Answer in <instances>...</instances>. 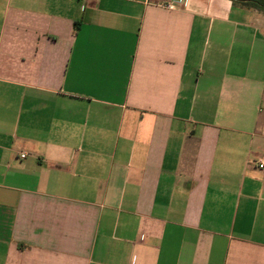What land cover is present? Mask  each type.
<instances>
[{"label":"crops","instance_id":"crops-1","mask_svg":"<svg viewBox=\"0 0 264 264\" xmlns=\"http://www.w3.org/2000/svg\"><path fill=\"white\" fill-rule=\"evenodd\" d=\"M262 154L263 11L0 0V264H264Z\"/></svg>","mask_w":264,"mask_h":264},{"label":"built area","instance_id":"built-area-1","mask_svg":"<svg viewBox=\"0 0 264 264\" xmlns=\"http://www.w3.org/2000/svg\"><path fill=\"white\" fill-rule=\"evenodd\" d=\"M159 6H162L168 10H176L177 9V5L174 2H162L159 4ZM24 155H21V158H23ZM251 165H255L257 166V168L259 170H264V154H262L256 162L253 163H249Z\"/></svg>","mask_w":264,"mask_h":264},{"label":"trees","instance_id":"trees-1","mask_svg":"<svg viewBox=\"0 0 264 264\" xmlns=\"http://www.w3.org/2000/svg\"><path fill=\"white\" fill-rule=\"evenodd\" d=\"M232 1L242 3L244 6L258 9L264 12V0H232Z\"/></svg>","mask_w":264,"mask_h":264}]
</instances>
